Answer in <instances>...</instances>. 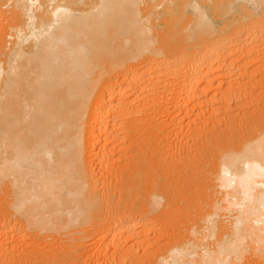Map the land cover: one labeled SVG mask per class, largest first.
<instances>
[{
	"label": "bare ground",
	"instance_id": "bare-ground-1",
	"mask_svg": "<svg viewBox=\"0 0 264 264\" xmlns=\"http://www.w3.org/2000/svg\"><path fill=\"white\" fill-rule=\"evenodd\" d=\"M1 190L0 264L264 263V0H0Z\"/></svg>",
	"mask_w": 264,
	"mask_h": 264
},
{
	"label": "rangeland",
	"instance_id": "rangeland-1",
	"mask_svg": "<svg viewBox=\"0 0 264 264\" xmlns=\"http://www.w3.org/2000/svg\"><path fill=\"white\" fill-rule=\"evenodd\" d=\"M262 104V103H261ZM3 193V194H2ZM1 194H2V196H1ZM5 192L3 191V190H1V193H0V196H1V199H2V197L4 196L5 197ZM0 199V200H1ZM5 199V198H4ZM3 200V199H2ZM4 201V200H3ZM256 262H255V264H257V260H255ZM252 263H250V264H254V260L253 261H251ZM260 262V264H264L263 262H261V261H258V263Z\"/></svg>",
	"mask_w": 264,
	"mask_h": 264
}]
</instances>
